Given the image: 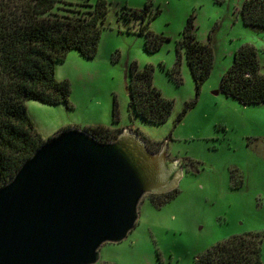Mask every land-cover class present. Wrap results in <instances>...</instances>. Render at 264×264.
<instances>
[{"label":"rangeland","instance_id":"obj_1","mask_svg":"<svg viewBox=\"0 0 264 264\" xmlns=\"http://www.w3.org/2000/svg\"><path fill=\"white\" fill-rule=\"evenodd\" d=\"M105 1L109 16L95 58L73 50L56 65L57 80L71 85L70 104L28 101V114L44 142L66 129L99 126L134 128L157 151L170 137L168 155L181 163L183 177L169 202L143 199L135 229L124 241L105 244L97 264H196L223 240L254 232L263 235L264 264V104L245 106L220 92L222 77L245 45L258 50L264 75V30L245 25L246 0ZM146 6L148 18L156 15L150 26L156 37L150 40L137 33L141 19L129 16ZM191 16L198 40H212L214 46V69L199 95L185 56L179 66L182 83L177 74L169 75ZM152 44L158 48L148 52ZM135 66L152 67L155 88L174 102L167 123H148L130 108ZM193 102L195 107L177 122Z\"/></svg>","mask_w":264,"mask_h":264},{"label":"trees","instance_id":"obj_2","mask_svg":"<svg viewBox=\"0 0 264 264\" xmlns=\"http://www.w3.org/2000/svg\"><path fill=\"white\" fill-rule=\"evenodd\" d=\"M148 15L146 6L129 16L141 19L137 33L145 34L150 40L156 37L150 29L156 15L149 18ZM241 15L246 26L264 30V0H246ZM108 16L105 0H98L95 5L89 0H0V188L15 177L44 143L26 103L70 104L71 85L66 80H57L56 65L64 62L73 50L87 60L94 59ZM194 20V16L189 18L181 34L178 60L169 75L177 74L178 83H182L179 66L181 56H185L199 95L212 74L215 56L212 40L208 43L198 40ZM157 48L152 44L147 51L154 52ZM130 77V108L148 123H167L174 102L155 88L154 69L148 66L140 70L135 66ZM220 92L245 106L264 104V75L255 47L245 45L235 53L231 68L221 79ZM195 105V102L187 104L177 122L183 121ZM115 121H118L117 112ZM88 131L99 140L115 141L124 129L99 126ZM138 133L150 151H157ZM178 193L175 189L151 199L165 204ZM262 246L263 235L259 232L234 236L211 247L196 264H263Z\"/></svg>","mask_w":264,"mask_h":264},{"label":"water","instance_id":"obj_3","mask_svg":"<svg viewBox=\"0 0 264 264\" xmlns=\"http://www.w3.org/2000/svg\"><path fill=\"white\" fill-rule=\"evenodd\" d=\"M167 140L152 152L133 129L102 141L70 128L45 141L0 188V264H97L135 229L147 195L177 189Z\"/></svg>","mask_w":264,"mask_h":264},{"label":"flooded vegetation","instance_id":"obj_4","mask_svg":"<svg viewBox=\"0 0 264 264\" xmlns=\"http://www.w3.org/2000/svg\"><path fill=\"white\" fill-rule=\"evenodd\" d=\"M128 129H131V128H128ZM133 130H135L134 128H133ZM138 132V131H137ZM152 150V149H151ZM153 152H157V151H153ZM167 193H169V192H166V193H160V194H149V195H147V196H149V198H157V197H159L160 195H164V194H167ZM146 196V197H147Z\"/></svg>","mask_w":264,"mask_h":264}]
</instances>
